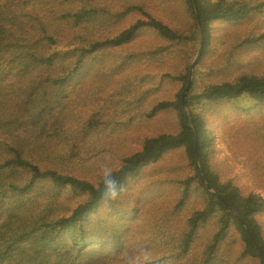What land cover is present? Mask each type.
I'll return each mask as SVG.
<instances>
[{
	"label": "trees",
	"instance_id": "trees-1",
	"mask_svg": "<svg viewBox=\"0 0 264 264\" xmlns=\"http://www.w3.org/2000/svg\"><path fill=\"white\" fill-rule=\"evenodd\" d=\"M197 2L186 114L194 0H0V264L138 245L154 264H264V194L218 159L264 185V0ZM105 163L125 185L108 208Z\"/></svg>",
	"mask_w": 264,
	"mask_h": 264
},
{
	"label": "clouds",
	"instance_id": "clouds-1",
	"mask_svg": "<svg viewBox=\"0 0 264 264\" xmlns=\"http://www.w3.org/2000/svg\"><path fill=\"white\" fill-rule=\"evenodd\" d=\"M118 170L105 163L99 169V182L102 185L100 203L108 208L119 201L125 191V185L117 179ZM118 264H154L153 252L150 248L138 245L134 253L122 251Z\"/></svg>",
	"mask_w": 264,
	"mask_h": 264
},
{
	"label": "water",
	"instance_id": "water-1",
	"mask_svg": "<svg viewBox=\"0 0 264 264\" xmlns=\"http://www.w3.org/2000/svg\"><path fill=\"white\" fill-rule=\"evenodd\" d=\"M194 5H195V10H196V15H197V21H198V25H199V28H200V33H201V43H200V46H199V49L190 65V69H189V82H188V85L186 87V89L184 90L183 92V95H182V106H183V109L184 111L186 112V114L189 113V107H188V104L186 102V96L187 94L189 93V91L191 90L192 86H193V81H194V76H193V73H194V69H195V66L203 52V48H204V43H205V31H204V27H203V22L201 20V13H200V9H199V6H198V2L197 0H194ZM190 119V118H189ZM198 148H199V140H198V134L196 133V139H195V160H197V164H198V168H199V172H200V176H201V180L203 182V184L211 191V192H214L216 193L215 189L207 182L203 172H202V169H201V166H200V160H199V152H198ZM223 202L224 204L229 208L231 209L233 212L236 213V210L234 209V207L227 203L221 196L219 197ZM244 226L247 230H249L248 226L246 225V223H244ZM249 235L251 236L252 240H254V243L256 245V247L258 248L259 250V253L262 257V259L264 260V252L263 250L261 249L260 245L258 244L257 240L254 239V237L252 236L251 232L249 231Z\"/></svg>",
	"mask_w": 264,
	"mask_h": 264
},
{
	"label": "rangeland",
	"instance_id": "rangeland-1",
	"mask_svg": "<svg viewBox=\"0 0 264 264\" xmlns=\"http://www.w3.org/2000/svg\"><path fill=\"white\" fill-rule=\"evenodd\" d=\"M218 159L219 164L221 167H223V171L226 176L235 178L238 183H240V185L248 191L264 194V185L257 183L252 178L250 171L244 165L241 159L231 157L225 148L222 149ZM261 221L264 225V216Z\"/></svg>",
	"mask_w": 264,
	"mask_h": 264
}]
</instances>
